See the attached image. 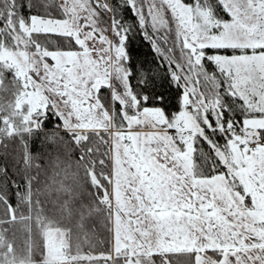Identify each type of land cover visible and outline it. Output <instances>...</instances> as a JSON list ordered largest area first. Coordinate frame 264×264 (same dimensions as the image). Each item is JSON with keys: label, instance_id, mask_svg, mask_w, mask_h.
<instances>
[{"label": "snow or ice", "instance_id": "obj_1", "mask_svg": "<svg viewBox=\"0 0 264 264\" xmlns=\"http://www.w3.org/2000/svg\"><path fill=\"white\" fill-rule=\"evenodd\" d=\"M10 150L0 264H264V0H0Z\"/></svg>", "mask_w": 264, "mask_h": 264}, {"label": "trees", "instance_id": "obj_2", "mask_svg": "<svg viewBox=\"0 0 264 264\" xmlns=\"http://www.w3.org/2000/svg\"><path fill=\"white\" fill-rule=\"evenodd\" d=\"M57 43H60L57 41ZM135 55L140 59L144 60L147 59L149 61H152L154 59H158V57H154L152 54V51L150 47L143 43L140 39H137L135 41ZM155 67V65H153ZM167 73L163 70V68L160 69L159 77H158V83L162 85L161 91H164L169 102V108L168 111H176L177 107L179 105V100L177 96V90L174 86L170 87V82L166 79ZM103 94L105 96L108 95L107 90L103 91ZM37 149L34 147V152ZM14 157H16V153L14 151H9L7 155H5L2 151H0V168H4L7 170V176L0 175V187L5 188V190L8 192V197L10 201L13 203V205L16 204V192L17 188L13 186V183L16 185H19L21 190H23V184L24 180L18 171V168L15 166V160ZM103 237H101V240ZM104 245L98 244L96 245V251H103Z\"/></svg>", "mask_w": 264, "mask_h": 264}, {"label": "rangeland", "instance_id": "obj_3", "mask_svg": "<svg viewBox=\"0 0 264 264\" xmlns=\"http://www.w3.org/2000/svg\"><path fill=\"white\" fill-rule=\"evenodd\" d=\"M145 131H147L148 129H144Z\"/></svg>", "mask_w": 264, "mask_h": 264}]
</instances>
